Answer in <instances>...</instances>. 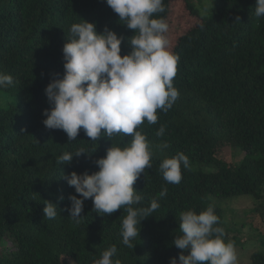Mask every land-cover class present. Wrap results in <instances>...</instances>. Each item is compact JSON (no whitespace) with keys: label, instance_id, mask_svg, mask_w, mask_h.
Returning <instances> with one entry per match:
<instances>
[{"label":"trees","instance_id":"obj_1","mask_svg":"<svg viewBox=\"0 0 264 264\" xmlns=\"http://www.w3.org/2000/svg\"><path fill=\"white\" fill-rule=\"evenodd\" d=\"M176 1L164 0L160 14L169 28ZM184 2L190 23L170 33L173 37L181 31L171 47L179 57L173 80L179 98L167 113L158 110L156 124L145 122L137 129L146 135L153 154L152 167L133 187L144 206L162 187L168 192L153 216L141 221L130 249L120 235L126 212L100 216L88 199L76 223L67 211L75 189L62 178L73 171H98L94 161L112 143L124 147L130 135L93 142L81 130L68 143L66 133L49 130L42 121L44 109L51 107L44 90L53 74L63 75L62 48L72 23L84 19L95 22L98 32L107 26L123 35L121 55L131 51L127 39L134 30L119 22L106 0H0V72L14 81L0 88V264H93L113 244L118 250L113 259L121 264H169L181 251L172 244L179 234V213H199L209 205L225 229V240L243 248L240 229L228 222L232 208L216 199L250 196L256 212L264 207V17L254 14L256 0ZM161 125L165 134L157 137ZM164 141L169 147L161 151L157 145ZM226 147L242 151L239 163L218 157ZM77 148L91 155L57 163L63 152ZM178 151L189 157L191 167H182L179 184H168L159 165ZM46 201L57 205L56 218L44 217ZM250 226L259 231L261 245L250 249L248 264H264V229Z\"/></svg>","mask_w":264,"mask_h":264},{"label":"clouds","instance_id":"obj_2","mask_svg":"<svg viewBox=\"0 0 264 264\" xmlns=\"http://www.w3.org/2000/svg\"><path fill=\"white\" fill-rule=\"evenodd\" d=\"M106 3L118 14L121 24L134 30V35L127 39L131 51L121 55L125 37L107 26L98 32L95 22L81 19L72 23L62 48L63 75L53 74L44 90L51 107L44 109L46 119L42 123L49 130L66 133L68 143L76 141L81 130L93 142L102 137L112 141L118 134L130 135L124 147L112 143L106 155L94 161L98 171L91 174L73 171L62 178L78 194L68 196L71 220L80 222L84 201L88 199L100 216H111L123 209L126 216L120 228L122 243L134 249L141 221L153 216L160 207L158 200L168 192L167 187H162L157 197L144 206L142 196L133 187L145 169L152 167L153 154L146 135L137 129L145 122L156 124L158 110L167 113L179 98L180 93L173 85L179 57L169 47L166 35L169 24L160 15L165 12L164 0H106ZM254 14L257 18L264 17V0H256ZM13 82L10 74L0 72V88ZM164 134L165 126L161 125L155 135ZM168 147L166 141L157 145L161 151ZM84 154L91 155L84 148L63 152L57 163L70 164L73 157ZM182 167L190 169V160L178 151L162 160L159 171L166 183L179 184ZM43 212L45 218L54 219L58 215L57 205L46 201ZM218 225L219 217L211 205L199 213L195 209L181 211L179 234L172 241L181 251L178 260L172 257L169 264H238L235 243L225 240V229ZM117 251L113 244L93 264H121L119 259H113Z\"/></svg>","mask_w":264,"mask_h":264},{"label":"rangeland","instance_id":"obj_3","mask_svg":"<svg viewBox=\"0 0 264 264\" xmlns=\"http://www.w3.org/2000/svg\"><path fill=\"white\" fill-rule=\"evenodd\" d=\"M193 2L194 4L198 3L197 0H193ZM187 13L188 11L185 7L184 0H178L173 4L171 12L172 16L170 19L173 22V25L169 28V31L166 34L170 41V49L174 44L176 36L181 31L179 30V32L173 37H171L170 33L172 34L173 30L175 32V29L177 30L181 25L187 26L190 23L188 17L186 16ZM218 157L228 163H239L243 158V153L238 148L226 147L218 154ZM216 200L217 203L221 202V206L228 205L230 208H232V211L228 212L227 214L228 222L232 221L236 225V228L240 229V245L244 244L242 249H239V245L236 246L238 247L236 249L238 255V264H248L250 249H259L261 245L260 236L257 235L259 231H254L250 224L255 225V227L258 225L259 230L261 231L264 229V226L262 225V223H264V207L261 209V213L256 212L253 209L255 208V204L253 203L254 200L250 196H238L228 199L217 198ZM262 219L263 221L261 222V224L258 223V221ZM246 242L248 243L246 244Z\"/></svg>","mask_w":264,"mask_h":264}]
</instances>
